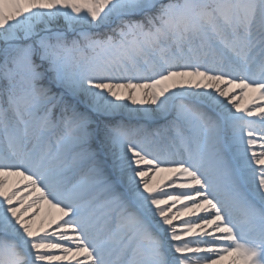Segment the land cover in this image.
<instances>
[{
  "label": "snow or ice",
  "instance_id": "6c2138e0",
  "mask_svg": "<svg viewBox=\"0 0 264 264\" xmlns=\"http://www.w3.org/2000/svg\"><path fill=\"white\" fill-rule=\"evenodd\" d=\"M0 264H264V0H0Z\"/></svg>",
  "mask_w": 264,
  "mask_h": 264
}]
</instances>
